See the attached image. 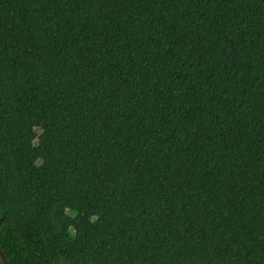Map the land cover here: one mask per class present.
<instances>
[{"label":"trees","instance_id":"16d2710c","mask_svg":"<svg viewBox=\"0 0 264 264\" xmlns=\"http://www.w3.org/2000/svg\"><path fill=\"white\" fill-rule=\"evenodd\" d=\"M0 247L264 264V0H0Z\"/></svg>","mask_w":264,"mask_h":264},{"label":"water","instance_id":"95a60500","mask_svg":"<svg viewBox=\"0 0 264 264\" xmlns=\"http://www.w3.org/2000/svg\"><path fill=\"white\" fill-rule=\"evenodd\" d=\"M0 264H8L1 247H0Z\"/></svg>","mask_w":264,"mask_h":264},{"label":"rangeland","instance_id":"374dc122","mask_svg":"<svg viewBox=\"0 0 264 264\" xmlns=\"http://www.w3.org/2000/svg\"><path fill=\"white\" fill-rule=\"evenodd\" d=\"M39 133V131H37Z\"/></svg>","mask_w":264,"mask_h":264},{"label":"bare ground","instance_id":"6f19581e","mask_svg":"<svg viewBox=\"0 0 264 264\" xmlns=\"http://www.w3.org/2000/svg\"><path fill=\"white\" fill-rule=\"evenodd\" d=\"M33 224V223H32ZM33 237V236H32Z\"/></svg>","mask_w":264,"mask_h":264}]
</instances>
